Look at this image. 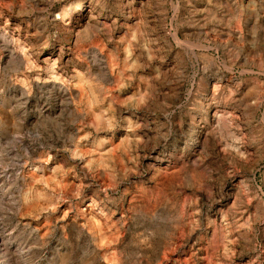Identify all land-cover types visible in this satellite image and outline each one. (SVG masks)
<instances>
[{
  "label": "rangeland",
  "instance_id": "374dc122",
  "mask_svg": "<svg viewBox=\"0 0 264 264\" xmlns=\"http://www.w3.org/2000/svg\"><path fill=\"white\" fill-rule=\"evenodd\" d=\"M211 263L264 264V0H0V264Z\"/></svg>",
  "mask_w": 264,
  "mask_h": 264
},
{
  "label": "bare ground",
  "instance_id": "6f19581e",
  "mask_svg": "<svg viewBox=\"0 0 264 264\" xmlns=\"http://www.w3.org/2000/svg\"><path fill=\"white\" fill-rule=\"evenodd\" d=\"M72 1V0H71ZM41 2V1H40ZM44 3V2H43ZM87 5V4H86ZM81 5L80 4H77V5H75V7L74 8H72V14H71V17H74V18H76L77 17V9L78 8H81L80 7ZM84 6V5H83ZM86 7V6H85ZM115 10V9H114ZM119 19V18H118ZM60 22V21H59ZM133 22V21H132ZM80 23V22H79ZM227 26V25H226ZM230 27V26H229ZM228 28V27H227ZM171 32V31H170ZM169 32V33H170ZM171 34V33H170ZM169 34V35H170ZM238 34V33H237ZM74 36V35H73ZM114 36H115V34H114ZM173 37V36H172ZM178 37V36H177ZM181 38V37H180ZM178 39V38H177ZM224 39V38H223ZM244 39V38H243ZM173 40V39H172ZM247 40V39H246ZM180 41V40H179ZM181 42V41H180ZM179 42V43H180ZM184 43V42H183ZM189 43V42H188ZM181 44V43H180ZM201 44V43H200ZM66 45V44H65ZM191 45V44H190ZM190 45H189V47H190ZM202 45V44H201ZM206 45V44H205ZM204 45V46H205ZM211 45V44H210ZM211 47V46H210ZM194 48V47H193ZM206 48V47H205ZM210 49V48H209ZM8 50V49H7ZM61 50V49H60ZM122 50V49H121ZM198 50V49H197ZM207 50V49H206ZM213 50V49H212ZM242 50H243V48H242ZM200 51V50H199ZM205 51V50H204ZM203 51V52H204ZM261 51H263V50H261ZM211 52V51H210ZM216 53H218L217 51H215ZM9 53V52H8ZM11 54V53H10ZM211 54V53H210ZM64 55V54H63ZM43 56V55H42ZM253 57V56H252ZM63 58V57H62ZM31 66V65H30ZM75 67V66H74ZM131 68V67H130ZM107 75V74H106ZM38 77V76H37ZM78 81V80H77ZM33 82V81H32ZM80 83V82H79ZM75 87V86H74ZM141 89V88H140ZM139 89V90H140ZM117 92V91H116ZM216 91H214V92H211V97H216L217 96V94L215 93ZM53 95V94H52ZM51 95V96H52ZM126 96V95H125ZM128 96V95H127ZM60 99H62V98H60ZM77 100V99H76ZM32 101V100H31ZM40 103V102H39ZM76 103V102H75ZM64 104V103H63ZM74 104V103H73ZM84 104V103H83ZM118 104H119V102H118ZM30 105V104H29ZM44 105V104H43ZM76 105H77V103H76ZM120 105V104H119ZM34 106V105H33ZM32 106V107H33ZM57 106V105H56ZM81 106V105H80ZM58 107V106H57ZM127 107V106H126ZM128 108V107H127ZM208 108V107H207ZM86 109V108H85ZM125 110V109H124ZM136 111V110H135ZM206 114V113H205ZM121 115V114H120ZM211 115V114H210ZM106 122V121H105ZM231 122V121H230ZM235 122V121H234ZM184 127V126H183ZM92 130V129H91ZM239 131V130H238ZM215 132H217V131H215ZM180 138H182V137H180ZM200 138V133H199V129L197 128L196 130H195V132H194V134H193V139L194 140H198ZM87 139H88V137H87ZM230 139V138H229ZM116 142V141H115ZM223 142V141H222ZM82 143V142H81ZM182 143V142H181ZM222 144H224V143H222ZM236 144V143H235ZM130 146V145H129ZM158 149V148H157ZM169 149V148H168ZM180 149V148H179ZM71 150V149H70ZM63 154V153H62ZM73 154H75V153H73ZM239 155V154H238ZM81 157V156H80ZM85 158V157H84ZM232 159V158H231ZM126 160V159H125ZM75 161V160H74ZM81 161V160H80ZM123 162V161H122ZM143 162V161H142ZM79 164V163H78ZM141 164V163H140ZM49 167V166H48ZM232 169V168H231ZM54 173V172H53ZM35 179V178H34ZM41 195V194H40ZM216 204V203H215ZM250 204V203H249ZM224 207V206H223ZM203 215V214H202ZM203 222V221H202ZM95 225V224H94ZM204 227V226H203ZM184 230V229H183ZM196 232V231H195ZM194 232V233H195ZM7 236V235H6ZM210 238V237H209ZM191 241V240H190ZM238 241H240V240H238ZM230 242V241H229ZM237 245V244H236ZM239 245V244H238ZM237 245V246H238ZM236 246V247H237ZM235 247V246H234ZM194 248V247H193ZM228 248V247H227ZM237 249V248H236ZM237 252V251H236ZM263 254V253H262ZM201 256V255H200ZM203 256V255H202ZM263 256V255H262ZM214 257V256H213ZM220 257V256H219ZM167 259V258H166ZM203 260V259H202ZM236 261V260H235ZM234 262V261H233ZM232 262V263H233ZM163 263V262H162ZM262 263V262H261ZM211 264H213V263H211Z\"/></svg>",
  "mask_w": 264,
  "mask_h": 264
}]
</instances>
